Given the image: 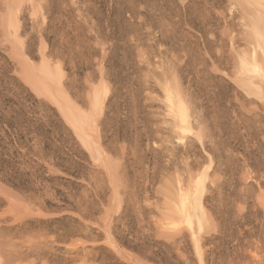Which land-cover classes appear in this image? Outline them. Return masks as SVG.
<instances>
[{
  "label": "rangeland",
  "instance_id": "rangeland-1",
  "mask_svg": "<svg viewBox=\"0 0 264 264\" xmlns=\"http://www.w3.org/2000/svg\"><path fill=\"white\" fill-rule=\"evenodd\" d=\"M0 264H264V0H0Z\"/></svg>",
  "mask_w": 264,
  "mask_h": 264
},
{
  "label": "bare ground",
  "instance_id": "bare-ground-1",
  "mask_svg": "<svg viewBox=\"0 0 264 264\" xmlns=\"http://www.w3.org/2000/svg\"><path fill=\"white\" fill-rule=\"evenodd\" d=\"M179 105L182 106V104H179ZM180 109H182V108H180ZM181 112H182V111H180L179 114H181ZM181 116H182V119H181V117H180V119H181L182 121H184V122L188 119L187 116H186V114L183 113V112H182ZM187 122H188V121H187ZM184 133H186V132H184Z\"/></svg>",
  "mask_w": 264,
  "mask_h": 264
}]
</instances>
